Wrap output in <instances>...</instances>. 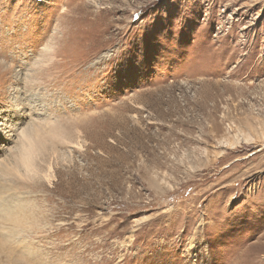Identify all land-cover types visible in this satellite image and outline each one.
<instances>
[{
	"label": "rangeland",
	"instance_id": "obj_1",
	"mask_svg": "<svg viewBox=\"0 0 264 264\" xmlns=\"http://www.w3.org/2000/svg\"><path fill=\"white\" fill-rule=\"evenodd\" d=\"M0 192V264H264V0H0Z\"/></svg>",
	"mask_w": 264,
	"mask_h": 264
},
{
	"label": "bare ground",
	"instance_id": "obj_2",
	"mask_svg": "<svg viewBox=\"0 0 264 264\" xmlns=\"http://www.w3.org/2000/svg\"><path fill=\"white\" fill-rule=\"evenodd\" d=\"M3 194L0 192V248L4 244V239L11 237L16 229L20 231L31 228L35 221L34 212L28 204L13 202L9 205L7 199L2 197Z\"/></svg>",
	"mask_w": 264,
	"mask_h": 264
}]
</instances>
